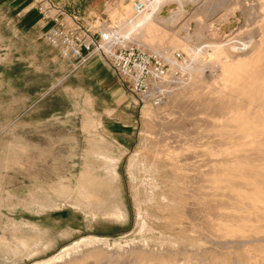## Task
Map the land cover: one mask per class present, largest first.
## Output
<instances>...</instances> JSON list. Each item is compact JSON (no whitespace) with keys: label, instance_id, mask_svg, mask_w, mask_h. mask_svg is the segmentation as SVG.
<instances>
[{"label":"rangeland","instance_id":"obj_1","mask_svg":"<svg viewBox=\"0 0 264 264\" xmlns=\"http://www.w3.org/2000/svg\"><path fill=\"white\" fill-rule=\"evenodd\" d=\"M54 2L182 57L164 101H143L101 54L69 65L31 0H0V264H264V0H160L142 27L136 0ZM86 158L113 168L125 219L53 190ZM25 234L42 251L20 253Z\"/></svg>","mask_w":264,"mask_h":264},{"label":"built area","instance_id":"obj_2","mask_svg":"<svg viewBox=\"0 0 264 264\" xmlns=\"http://www.w3.org/2000/svg\"><path fill=\"white\" fill-rule=\"evenodd\" d=\"M151 0H136L135 10L142 12ZM46 29L44 40L74 68L86 66L95 54L103 55L111 68L143 101L160 104L166 97L165 83L173 77L174 59L136 44L120 43L109 22L95 26L71 14L54 0H31Z\"/></svg>","mask_w":264,"mask_h":264},{"label":"bare ground","instance_id":"obj_3","mask_svg":"<svg viewBox=\"0 0 264 264\" xmlns=\"http://www.w3.org/2000/svg\"><path fill=\"white\" fill-rule=\"evenodd\" d=\"M159 2H160V0H155V1L151 0L147 4L146 8L142 12H140V14L144 12L142 14L143 15L142 19L138 20V22H136V24L134 23L133 25H137V26L140 25L139 27H142L143 26V25L141 26L142 23L145 26L144 22H148V21L152 20V18L156 15L157 11H159V6H160ZM164 2L163 3L161 2V3L164 4ZM150 5L152 6L151 11L147 10ZM162 8H163V5H162ZM158 14H159V12H158ZM154 21L155 20H153L152 22H154ZM137 26H133L132 29H134V27H137ZM92 141L98 142L99 144L101 143L102 146L106 145V139L103 137L100 139L93 138ZM96 146H97L96 143L93 144V148H91V149H94V147H96ZM97 149H99V148H97ZM103 158H105V157H103ZM94 173H95V168L92 167V163L89 161V159L86 158L85 166L83 167V169L79 173L78 185L76 184V186H73V185L67 184L66 181L69 178L63 177V179H61L59 182H57V184L53 187V190L56 191V193L59 194V196L65 198V200L74 204V206H76L80 209H83L89 213H92L95 215L97 213H101L104 216H107L110 218H115L118 220L119 219H125L126 218V212L119 202V198H118L119 194H118V191L114 185L115 180L117 178V175L114 173L113 168L108 167L105 170L104 176L94 174ZM38 193H39V191H38ZM47 193L48 192H46L45 194L43 193V197L38 195V194L36 195V193H35V195H32L33 202L40 204L44 209L50 207L51 201H53V198H51V196H49ZM54 202H55V200H54ZM11 207H13V205H11ZM23 224L24 223H22L20 225H23ZM25 225H26V223H25ZM12 226L11 227L14 230H17V229L19 230V228H20L19 225H16V224H13ZM8 227L9 226L6 225V228H8ZM32 229H34L36 233L40 231L37 228V226H32ZM39 234H38V237H39ZM31 236H28L25 234V235H21V236H18L15 238V240L18 244L17 250L19 249V252H20L21 248H24V247L26 248L28 246H31L33 242H34L33 245L35 244V245H38L37 247H39V244H41L40 243L41 239H36V238L34 239V238H32L33 236L32 237ZM93 239L98 241L100 239V237L93 236ZM5 240H7V239L5 238ZM5 240H3L4 244L7 243ZM45 245L47 246V244H45ZM11 246H9V247H11ZM41 247H39L40 251H42ZM44 248H45V246H44ZM11 249H12V247H11ZM37 253H39V251ZM16 254H17V252L15 253V255ZM33 254H36V253L34 252Z\"/></svg>","mask_w":264,"mask_h":264},{"label":"crops","instance_id":"obj_4","mask_svg":"<svg viewBox=\"0 0 264 264\" xmlns=\"http://www.w3.org/2000/svg\"><path fill=\"white\" fill-rule=\"evenodd\" d=\"M96 11H97V9H96Z\"/></svg>","mask_w":264,"mask_h":264}]
</instances>
